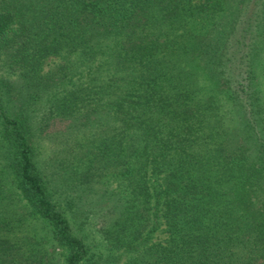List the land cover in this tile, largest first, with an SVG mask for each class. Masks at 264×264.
<instances>
[{
    "label": "trees",
    "instance_id": "1",
    "mask_svg": "<svg viewBox=\"0 0 264 264\" xmlns=\"http://www.w3.org/2000/svg\"><path fill=\"white\" fill-rule=\"evenodd\" d=\"M262 84L264 0H0V156L63 264L114 260L66 217L88 222L94 197L104 240L143 246L127 264H264ZM41 101V124L68 122L47 168L32 144ZM13 223L0 214V264L21 257Z\"/></svg>",
    "mask_w": 264,
    "mask_h": 264
},
{
    "label": "rangeland",
    "instance_id": "2",
    "mask_svg": "<svg viewBox=\"0 0 264 264\" xmlns=\"http://www.w3.org/2000/svg\"><path fill=\"white\" fill-rule=\"evenodd\" d=\"M240 29V28H239ZM66 61L61 62L60 58L57 57H49L43 62V68L45 69H54L58 65H65ZM68 66H79L77 64H66ZM3 67V66H2ZM6 70L5 67H3ZM3 70V77H7L8 75ZM71 75V83H76L81 80L84 81L86 78H81V74L79 73V68L74 71V73H70ZM11 79L13 77H10ZM67 88H70L67 86ZM264 95V84H262L260 88ZM207 96L208 93L203 91V94ZM217 104H219L221 108V112H225L226 114L229 112V108L224 102L222 95H217ZM46 104L41 101L37 104H34L31 107V113L33 117L34 131L35 136L32 139L33 148L35 151L36 161L39 166L47 168L52 165L53 158H60L63 155L61 141L66 140L61 134L66 131L68 122L59 120L57 118L49 120L45 125L40 123L42 115L44 114L46 108ZM227 117H230V114H227ZM41 126V129L39 128ZM83 144L81 140H79V144ZM78 144V146H79ZM77 146V147H78ZM88 150V147L85 148V151ZM77 148L75 147V152ZM79 151V150H78ZM88 154V151H87ZM89 155V154H88ZM85 157L84 161L88 160ZM4 160L0 156V184L2 186L1 196L3 197L2 201H0V208L3 206L6 212L0 213L2 216L11 219L16 225L18 229L12 235L13 242L16 243L18 247H20L19 257L14 263L15 264H63L64 256L66 251L62 248H58L56 243L52 241L50 234L48 233V229L41 224V222L31 215H29V210L25 201L20 197L18 191L14 187L12 182V178L10 175V171L8 169L5 170L3 164ZM49 178V177H48ZM102 192H106V198L109 194H119V186H123V183L120 180L113 178H103L100 180ZM126 185V182L124 181ZM59 188V187H57ZM128 191V190H127ZM125 190V195L127 194ZM90 198V196H89ZM92 200V198H90ZM93 203L89 202V204L82 205L87 211L86 214L90 213V217L88 222L83 219L82 211H67L66 207L64 208L66 217L69 221L78 225L81 222H84V225L81 224V228L83 232L86 234L85 240L90 248V252L95 254L96 256H101L103 260H105L106 256L109 258H113L114 260L111 262L105 261L102 264H127L128 261L132 260V257H136L140 254L143 246L140 243H136L133 249L128 252H123L122 249L112 248L102 237L100 231L102 227V223L98 218L97 210L99 207L95 202V197L92 200ZM106 203H103L104 206ZM63 210V209H62ZM95 214V215H94ZM75 217V218H73ZM109 228V226H106ZM152 226L149 227L151 229ZM166 238V234L161 232V229L154 231L149 239L145 242L146 246L152 245L159 241H162ZM84 264V263H83Z\"/></svg>",
    "mask_w": 264,
    "mask_h": 264
}]
</instances>
